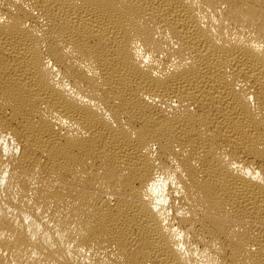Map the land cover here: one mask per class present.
Instances as JSON below:
<instances>
[{
	"label": "bare ground",
	"instance_id": "1",
	"mask_svg": "<svg viewBox=\"0 0 264 264\" xmlns=\"http://www.w3.org/2000/svg\"><path fill=\"white\" fill-rule=\"evenodd\" d=\"M0 264H264V0H0Z\"/></svg>",
	"mask_w": 264,
	"mask_h": 264
}]
</instances>
